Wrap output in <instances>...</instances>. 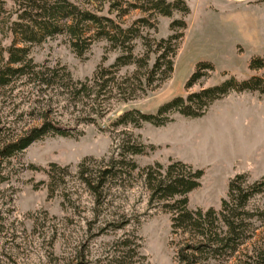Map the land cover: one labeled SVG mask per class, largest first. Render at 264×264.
Here are the masks:
<instances>
[{"label":"rangeland","instance_id":"1","mask_svg":"<svg viewBox=\"0 0 264 264\" xmlns=\"http://www.w3.org/2000/svg\"><path fill=\"white\" fill-rule=\"evenodd\" d=\"M129 1L136 0H77L124 26L146 16L148 24L141 28L146 40L168 36L173 32L170 22L184 19L185 28L174 29L183 35L168 77L155 79L144 90L137 87L135 96L127 100L121 99L122 91L115 85L102 90L96 99L92 94L75 96L65 78L43 79L64 65L74 80H84L97 67L111 64L120 50L97 37L78 56L68 35L60 33L28 44L35 69L45 76L23 74L0 86V141L17 137L45 116L68 131L66 136L48 133L4 159L0 264H182L177 252L187 234L171 233L170 214L160 202L150 201L137 170L132 176L109 177L98 196L80 178L78 162L86 157L87 169L95 173L119 151L124 129L154 145L148 154L133 156L140 166L156 160L165 164L174 158L204 169L200 186L188 194L190 208L218 209L228 180L237 172H245L249 181L264 176V93L257 90H231L214 99L198 117L175 112L162 125L145 122L141 127H116L110 123L131 105L155 112L159 104L177 94L230 75L264 76V67L249 64L252 57L264 58V0H183L187 12L174 9L171 15L139 7L119 14L120 8L113 6ZM7 5H12L10 0ZM144 41L135 39L137 56L144 51ZM9 42L6 38L2 43ZM201 60L210 61L213 68L202 69L205 74L186 87ZM136 68L135 63L121 66L115 82L125 83L124 77ZM143 71V67L136 70L137 76ZM130 80L138 84L137 79ZM52 161L67 165L66 173L59 170L61 174L49 179L43 169ZM246 208L254 213L264 209V192L252 196ZM263 227L261 221L254 234ZM252 237L232 255L221 254L199 264H245Z\"/></svg>","mask_w":264,"mask_h":264},{"label":"trees","instance_id":"2","mask_svg":"<svg viewBox=\"0 0 264 264\" xmlns=\"http://www.w3.org/2000/svg\"><path fill=\"white\" fill-rule=\"evenodd\" d=\"M7 1L0 0V86L9 83L14 76L23 74L45 76L35 69L36 63L29 55L28 44L40 43L48 36L64 33L68 35L72 49L81 56L93 39L104 37L112 47L120 50L111 64L97 67L92 76L84 80H74L69 70L62 65L59 69L51 71L52 77L43 80L51 82L50 80L56 77L59 80L65 78L71 85L73 95L89 97L92 94L95 99L102 90L115 85L122 91L121 99L127 100L135 96L137 87L144 90V87L151 85L155 79L169 76L178 39L183 35V31L174 29L177 26H186L184 19H173L170 22L172 33L166 37L146 40V35L141 30L148 24L146 16L137 17L124 26L107 15L98 14L82 6L77 0H10V7H7ZM113 6L120 8L119 14H126L131 8L137 7L163 15H171L174 9L184 13L188 10L183 0H136L127 2L125 6L120 3H113ZM139 37L145 39V48L142 55L137 56L133 50L135 39ZM6 38H9L10 42L4 45L2 42ZM151 54L154 56L152 60ZM130 63H135L136 70L143 67V75L137 76L134 70L132 74L124 77L126 85L116 83L119 68ZM249 64L253 68L264 67V58L252 57ZM212 68L210 61H198L185 86L189 87L199 80L205 74L202 69ZM130 78L137 79L138 84L135 85ZM231 90H257L264 93V76L252 74L238 78L230 75L219 82L201 86L186 94H177L159 104L155 112L144 111L139 106L131 105L119 112L110 123L116 127H141L145 122L162 125L170 119V114L175 112L188 117H198L204 114L214 99ZM48 133L68 135L63 125L45 116L38 125L30 127L17 137L0 141V181L3 180L4 159ZM152 149L153 144L141 141L138 134L133 135L124 129L120 137L119 151L116 155H111L95 173L87 169L86 157L78 162L80 178L98 196L109 177L125 174L132 176L137 170V175L143 178L150 192V201L160 202L162 209L170 214L171 233L180 230L187 234L177 252L182 264H199L221 254L230 256L252 236L251 248L247 250L249 253H246L248 259H243V263L264 264V227L259 234H254L259 223L264 222V209H257L254 213L246 208V203L252 196L264 192V176L249 181L245 172H237L228 180L226 195L221 198L218 209L213 206L190 208L188 194L200 186L204 169L174 158H169L165 164L156 160L140 166L133 156L148 154ZM67 169V165L62 166L52 161L43 170L49 179H54L57 174H61L59 170L66 173ZM254 216L256 217L252 219Z\"/></svg>","mask_w":264,"mask_h":264}]
</instances>
